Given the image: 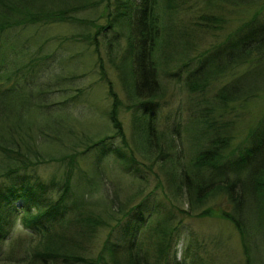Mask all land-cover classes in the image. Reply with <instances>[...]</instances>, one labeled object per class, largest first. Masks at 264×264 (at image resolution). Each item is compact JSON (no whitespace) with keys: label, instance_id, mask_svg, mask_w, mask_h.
Here are the masks:
<instances>
[{"label":"trees","instance_id":"trees-1","mask_svg":"<svg viewBox=\"0 0 264 264\" xmlns=\"http://www.w3.org/2000/svg\"><path fill=\"white\" fill-rule=\"evenodd\" d=\"M207 2L214 4L215 0ZM102 3L105 10L100 17H77L81 11H95ZM216 4H225L228 10L238 8L245 16L235 28L214 34L218 40L209 47L201 48L185 33H176L173 22L162 24V12L173 17V12L168 11L176 6V0H0V242L7 243L6 250H0V264H209L192 243L186 246L184 257L177 259L176 238L183 220L173 211L159 214L155 209L154 220L144 225L149 235L148 242H143L138 236L142 227L129 224L127 218L136 215L134 223L147 222L149 217L143 210L153 213L148 197L128 210L115 209L113 204L101 208L102 203L109 204L105 192L96 196L88 187L91 179L87 173L82 177L85 184L75 180L78 156L97 148L90 165L98 179L96 189L100 190L99 179L106 166L103 160L112 150L108 138L113 135L97 139L100 134L84 132L80 138L83 149L62 158L68 162L61 182L56 177L45 181L30 175L42 163L54 160L47 157L45 147L54 144L60 135L62 139L63 127L65 136L74 133V127L66 128L61 122L58 130L54 115H31L34 110L53 112L60 103L47 101L44 96L55 90L67 92L63 84L71 78L58 72L44 76L51 55L32 50L28 61L30 54L27 55L23 32L34 25L58 21L96 26L94 35L82 36L89 42L125 24L127 46L120 48L117 41L111 62L137 113L135 147L153 164H138L133 148L130 156L123 155L119 148L117 154L126 162L137 163L132 165L137 173L141 172V164L151 170L158 165L167 183L163 186L164 196L185 197L189 208H179L181 213L201 209L198 215L214 216L217 211L208 203L223 200L221 213L239 233L244 264H264V0H216ZM224 16L225 13H209L198 19L211 21L223 30L227 22ZM101 17L107 24L97 22ZM194 23L197 29L200 23ZM119 34L123 37V32ZM205 35L206 31L198 33L200 44ZM112 44L110 40L108 46ZM96 50L99 53L98 46ZM118 55H122L120 59ZM99 60L102 62L100 53ZM165 68L171 69V75L178 76V80L187 72L185 88L198 97L197 112L189 117L185 136L179 127L161 131L159 136L154 133L157 105L153 98L163 95L159 76L167 72ZM73 75L72 79L77 76ZM102 79L111 97L108 116L112 129L128 146L119 117L122 100L103 68ZM71 96L75 100L80 94ZM251 105H260L261 113L234 144L238 120L232 117L233 111L247 112ZM48 135L54 140H45ZM160 136L168 137L163 144ZM159 183H163L162 179ZM18 200L23 202L16 207ZM105 214L116 223L98 249L90 243L99 227L109 225ZM17 220L27 231L25 234L14 233ZM123 221L127 225H121ZM117 227L121 231L114 236Z\"/></svg>","mask_w":264,"mask_h":264},{"label":"rangeland","instance_id":"rangeland-1","mask_svg":"<svg viewBox=\"0 0 264 264\" xmlns=\"http://www.w3.org/2000/svg\"><path fill=\"white\" fill-rule=\"evenodd\" d=\"M224 5L216 4V0L214 4L207 2V0H176V6L168 11L173 12V17L162 12V24L165 25L173 22L176 33H180L181 36L185 33L186 38L191 39L196 45H201V48H206L212 42L218 40L214 34H223L235 28L239 24L238 21L245 16L243 12L239 11L240 9L228 10L225 9L226 6ZM94 10L96 12L87 9L76 15L78 18L96 19L105 10V3H102ZM209 13H225L224 17L227 22L224 24L223 30H218V27L214 26V23L211 21L202 20L201 18L198 19L201 14ZM195 21L200 23L197 29L195 28ZM97 22L101 25L107 24L106 19L103 17L97 20ZM119 27H116L115 30L108 29L106 33L104 32L105 34L98 35L97 40H92L91 38V42L82 37L83 35H94L97 30V27L89 22L58 21L34 25L24 30L23 33L26 37L25 43L28 45L26 46V50L29 51L27 55L32 53V50L34 52L38 51L40 54L51 55L50 59L47 60V72L43 73L44 76L48 77L50 73L52 75L58 72V75L63 74L71 78V80L64 81L65 84H63L68 89L67 92L55 90L44 96V98H47V101L59 102L60 105H57L56 108L63 107L66 109L60 110L55 108L53 112L51 111L52 113L47 112L49 114L34 110L31 115L38 118L51 117L50 114L54 115V118L58 120L56 123L58 130H60L59 122L63 123L66 128L74 127V133L65 136L64 127L62 126V139L60 135V138L54 144L48 143L45 147L47 157L51 156L54 160L42 163L30 175L34 177L38 176L45 181H51L56 177V179H61V182L68 162V160H62V158L65 154L75 153L83 149L80 145V138L82 139L85 136L84 132H87L88 135L94 134L97 136L100 134L98 137L95 136L97 139L99 137L113 135L108 138V146H111L112 150L107 152L103 160L106 166L104 167L105 172L103 173L102 180L99 179L101 183L100 185L98 184V188L100 187V190L96 189L95 183L98 179L94 178V170L91 167L92 165H90L95 161L94 157L97 153V148L89 150L77 158L79 169L75 175V180L77 179L79 183L85 184L86 180H83L82 177H85V173H87L89 179H91V184L88 183V187L93 190L96 196L105 192L104 195L108 198L109 204H106L107 202L102 203L101 208L113 204L112 206L115 209L122 208L128 210L130 207L139 204L142 199L148 197V205L153 210V213H150L146 209L143 210L145 216L147 218L149 217L148 221L143 224L141 222L134 223L136 215L131 216L132 219L127 218L129 224L131 223L136 227H142L138 230L139 232L142 230L138 235L140 241L148 242L147 237L149 234L146 232L144 225H149L150 219L155 217V209L161 212L159 214H165L171 210L174 214H177L178 219L182 217L183 220L181 231L176 238L178 260L184 257L186 246L192 243L193 248H198L201 255L209 259V264H244L245 257L239 233L221 213L222 206H224L223 200H219V204H215L212 201L208 203L217 211V214L214 216L198 215L197 213L201 212V209H193L190 213L184 210L181 213L179 208L186 210L189 208L185 197H170L167 199L164 196L163 186L165 188V184L167 185V183H164V173L161 172L162 170L159 169L158 165L151 170L141 164V172L138 173L132 168V165L134 167L141 162H145L146 165L153 163H151L152 160L148 161L145 159L143 154L135 147L133 137L135 132L134 117L137 113L135 108L132 107L133 101L131 96L128 94L126 88L123 87L119 71L111 62V58L115 57V53L113 52L116 50V42L120 41V48L127 46L126 40L128 33L125 24ZM195 30H199V32L195 33ZM204 31H206L207 35H205V40L200 44L199 39L201 37L198 36V33ZM120 32H123V37L119 34ZM193 33L195 34L193 35ZM28 39H30V42L27 41ZM110 40H113V44L110 46L112 49H109L110 47L108 46ZM97 46L102 56V62L99 60V53L96 50ZM121 56L118 55V59ZM30 58H32L31 54L27 60L29 61ZM173 61H175V58ZM102 68L107 72L109 79L113 81L114 89L122 100V104L119 107V117L123 122L126 133L125 141L128 142V146L124 145L123 138L115 135V131L112 129V124L108 116L111 97L109 96L107 85L102 79ZM171 71V69H167V72L162 71L161 76H159L163 86L161 90L163 95L153 98L154 104L156 103L155 105H157L155 108L157 117L156 123H154V133L158 135L161 131L170 132L172 128L179 127L185 136L186 133L184 131L187 127L189 117L194 116L197 112L198 97L195 93H189L185 88L184 81L187 72H183L181 79L178 80L179 77L171 75ZM73 74L77 76L72 79ZM68 94L70 97H68ZM74 94H80L78 99L73 100V96L71 95ZM211 94L212 92H210ZM210 95L209 98H211ZM62 101L66 102L61 104ZM247 110V112L239 111V109L233 111L232 117L238 120L237 131L234 130V133L237 134V138L233 140L234 144L243 138L242 134L258 119L262 109L260 105H251ZM236 113H238V116H236ZM239 114L241 115L239 116ZM48 137H44L45 140H54L50 139L53 138L52 136L48 135ZM166 138L168 137L160 136L161 144L165 142ZM185 145V148H187V143ZM117 148L126 156L131 155L130 149L133 148L135 150L134 156L138 164L123 160V157L117 154ZM159 179H162L163 183H159ZM151 191L155 192L151 196H147ZM165 191L168 192V189L166 188ZM169 196L171 195L169 194ZM21 202L23 200H18L15 203L16 207H19ZM104 216L109 222V225L99 227L97 236L92 237L90 243L98 249L111 232L112 225L116 223L108 214ZM125 221L121 225H127ZM13 229L14 233L17 234H25L27 232L22 229L19 220L14 222ZM120 231L121 228L117 227L114 231V236ZM11 235L14 237L13 233ZM6 245V240L1 241L0 250H6Z\"/></svg>","mask_w":264,"mask_h":264}]
</instances>
